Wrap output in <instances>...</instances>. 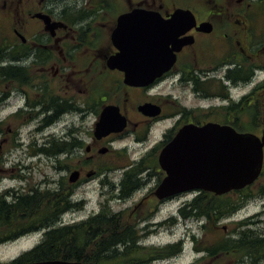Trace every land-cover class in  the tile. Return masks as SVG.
Listing matches in <instances>:
<instances>
[{"label": "flooded vegetation", "instance_id": "flooded-vegetation-1", "mask_svg": "<svg viewBox=\"0 0 264 264\" xmlns=\"http://www.w3.org/2000/svg\"><path fill=\"white\" fill-rule=\"evenodd\" d=\"M136 8L164 19L187 9L195 25L181 36L192 42L175 52L167 71L131 85L108 62L119 56L126 63L121 33L128 25L119 19ZM107 107L119 128L98 137ZM0 112V264L82 262L89 243L102 246L105 220L134 230L137 245L183 248L182 240L146 243L183 219L179 209L160 217L168 202L185 193L228 195L239 204L234 216L261 198L254 184L221 195L190 190L159 198L156 190L167 176L160 153L185 125L211 122L262 136L264 0H0ZM42 164L59 176L32 172ZM260 214L221 228L225 238L208 246L225 243L224 257H211L194 239L191 264H260L239 244L240 231L262 223ZM59 228L66 229L64 257L56 253ZM11 248L17 250L4 253Z\"/></svg>", "mask_w": 264, "mask_h": 264}, {"label": "water", "instance_id": "water-1", "mask_svg": "<svg viewBox=\"0 0 264 264\" xmlns=\"http://www.w3.org/2000/svg\"><path fill=\"white\" fill-rule=\"evenodd\" d=\"M119 22L128 25L125 29L128 31L121 33L123 54H127L128 59L123 63V59L114 56L108 64L112 69H123L125 81L131 85L152 81L167 71L175 61V52L192 42L191 37L181 36L195 25L193 13L183 8H177L169 19L155 10L136 8L122 15ZM200 29L207 30V27L203 24ZM117 38L115 32L114 42ZM120 62L127 66H119ZM117 128L116 114L109 107L105 108L96 124V136L107 135ZM263 161L264 129L260 137L252 132L239 133L218 123L187 124L160 153V164L167 176L156 195L165 198L190 190L221 195L240 190L259 178ZM31 264L85 263L52 260Z\"/></svg>", "mask_w": 264, "mask_h": 264}, {"label": "trees", "instance_id": "trees-1", "mask_svg": "<svg viewBox=\"0 0 264 264\" xmlns=\"http://www.w3.org/2000/svg\"><path fill=\"white\" fill-rule=\"evenodd\" d=\"M262 176H264V168L259 178ZM255 185L257 186V184ZM256 192L264 198V181L256 187ZM238 208L239 204L236 201H232V198L228 195L215 197L202 194L185 202L179 208V214L184 220L196 219L197 221H201L203 227L211 224V231H217L219 230L220 222ZM240 232H242L240 236L242 242L239 244H242V248L247 249L249 258H252V253H255V263L257 259H260V262L263 261L264 237L260 239L250 228H245ZM54 236L57 240L56 253L58 256L64 257L66 229H56ZM137 239L138 236L131 228L125 226L117 228L112 221L105 220L102 246L98 245V240L96 239L94 242L89 243V257L82 262L85 264H149L154 260L174 256L182 250V247L179 245H168L165 247L141 246L136 244ZM207 247L211 257L217 254L224 257L226 254L227 245L225 243H217L214 246ZM100 250H102V254H100ZM258 254L259 257L257 256Z\"/></svg>", "mask_w": 264, "mask_h": 264}, {"label": "rangeland", "instance_id": "rangeland-1", "mask_svg": "<svg viewBox=\"0 0 264 264\" xmlns=\"http://www.w3.org/2000/svg\"><path fill=\"white\" fill-rule=\"evenodd\" d=\"M159 1V0H158ZM162 2H167L169 0H161ZM171 1V0H170ZM173 1H179V2H186L187 0H173ZM192 3L195 2V0H191ZM1 113V112H0ZM94 117L89 116L88 123L89 127H91L94 123ZM67 122L60 123L56 126L55 132L57 134H61L63 132V129L65 128ZM249 125V128L254 125V123L249 122L247 123ZM254 127L253 129H255ZM258 134V133H257ZM260 135V134H258ZM63 165V164H62ZM40 167V170L38 168ZM37 174L39 173H49L54 174L56 177L59 176V172L55 171L54 168H48L44 164L35 166ZM260 179V180H259ZM255 184L257 186L259 184H262L264 181V176L259 178ZM254 184V187H252L253 192H256V185ZM93 199H96L97 194L96 193H90L89 194ZM193 194L192 193H185L182 196L174 199L171 202H168L166 205L162 207V209L159 212L160 217H168L170 215L176 214L178 209L187 201L192 200ZM91 207H89L90 209ZM261 212L260 216L258 217L261 219L262 223L258 224V226H253L252 231L255 233L256 229L262 230L264 232V199L263 198H256L253 202L248 203V205L244 208H241L237 214L234 216H227L224 220H222L219 224V230L217 231H211V224L207 225L206 227H203V223L200 221H197L196 219H180L178 224H176L173 227H163L160 229L159 233L156 237H151L150 240H148L147 244H154V245H166L169 243H174L176 241L182 240L183 242V248L179 254H177L174 257L168 258V259H160L153 261L150 264H191L193 261L198 257L197 254H195V251L192 246V241L194 239H198L199 243L202 247H207L208 245L213 244L215 240L225 238L226 233L221 231V228L223 226L230 227V229L237 228V223L242 221L243 219L253 217L255 214ZM257 219L256 217H253ZM248 227V226H247ZM246 228V227H245ZM163 247V246H162ZM17 250V248H11L7 251H5V254L14 253ZM209 259L204 260V262H201L200 264H207ZM225 261V260H224ZM223 263L225 264V262ZM228 261V260H227ZM230 264H232V261H230ZM246 264H250L246 263ZM260 264H264V260L260 262Z\"/></svg>", "mask_w": 264, "mask_h": 264}]
</instances>
